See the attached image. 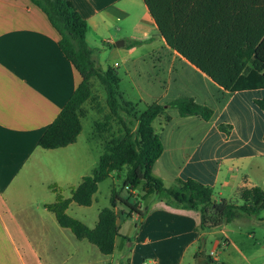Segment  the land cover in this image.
Segmentation results:
<instances>
[{
    "label": "crops",
    "instance_id": "0c3cea01",
    "mask_svg": "<svg viewBox=\"0 0 264 264\" xmlns=\"http://www.w3.org/2000/svg\"><path fill=\"white\" fill-rule=\"evenodd\" d=\"M69 1L87 21L85 38L96 62L122 67L123 95L133 89L134 102L140 103L189 95L213 109L209 119L176 110H169L167 122L155 119L163 150L153 164L154 175L166 185L177 178L198 179L213 187L216 201L232 200L240 187L258 185L256 176L264 183V112L254 102L264 88L219 86L166 43L143 0ZM59 37L31 0H0V264H125L120 258L113 263L117 249L127 264H181L196 242L200 257L208 240L204 261L216 264L219 256L210 251L232 243L228 223L199 229V210L168 204L152 193L140 200L133 198L136 190L128 195L142 216L117 204L114 250L95 258L87 253L86 239H77L45 206L57 191L68 197L76 186L58 173L56 163L38 159L45 150L73 149L80 135L62 147L38 144L82 78L60 49ZM135 40L141 42L131 44ZM144 64L149 70L141 68Z\"/></svg>",
    "mask_w": 264,
    "mask_h": 264
},
{
    "label": "trees",
    "instance_id": "16d2710c",
    "mask_svg": "<svg viewBox=\"0 0 264 264\" xmlns=\"http://www.w3.org/2000/svg\"><path fill=\"white\" fill-rule=\"evenodd\" d=\"M166 43L211 80L229 91L264 88V0H143ZM47 16L59 33L58 44L74 64L81 81L55 119L39 138L42 148H57L76 141L82 129L84 103L92 98L91 79L97 77L105 90L108 112L95 124L92 138L100 140L102 152L95 167L64 197L56 192L46 207L57 222L69 228L77 239H86L101 253L110 254L119 235L116 223L118 203L130 211L138 207L111 189L109 206L98 212L97 221L88 226L66 210L70 202L89 205L99 182L126 167L122 188L144 192L168 204L197 209L199 229L219 227L241 216L258 215L264 208V188L242 186L241 203L214 198L213 187L192 177L177 178L166 185L153 174L155 160L163 150L155 119L170 120V108L181 116L209 119L213 109L192 96L180 95L166 102L154 100L139 108L140 101L124 98L115 67L103 68L86 41L85 18L69 0H31ZM140 40L131 44H139ZM264 112V95L254 100ZM222 127V125H221ZM264 139V136H263ZM121 188V189H122ZM139 199V200H140Z\"/></svg>",
    "mask_w": 264,
    "mask_h": 264
},
{
    "label": "rangeland",
    "instance_id": "374dc122",
    "mask_svg": "<svg viewBox=\"0 0 264 264\" xmlns=\"http://www.w3.org/2000/svg\"><path fill=\"white\" fill-rule=\"evenodd\" d=\"M110 61H105L104 67L111 65ZM113 67V66H112ZM148 65H142L143 70H149ZM120 76L123 75L122 67H115ZM126 80V79H125ZM127 81V80H126ZM128 82H124L123 85ZM92 98L84 103V115L81 119L82 129L78 137V144L69 151H55L45 150L38 159L45 163L54 162L57 166L58 173L62 172L66 174L72 182L73 186L78 184L80 174H89L95 167L98 157L102 152L100 140L92 138V133L95 130V124L98 121H102L108 107L105 101V90L97 77L91 79ZM135 94L137 92L133 89L126 92L124 98L127 100L135 101ZM146 103H140L139 108H144ZM208 105V104H207ZM209 106V105H208ZM171 111H175L174 108H170ZM154 126L157 125V120L153 122ZM49 165L46 169H48ZM126 167H123L118 172H112L111 176L105 180H102L98 184L96 192L93 194V200L89 205H81L76 202H71L68 212L70 215L77 217L89 226H93L96 221L97 214L100 208L109 206L110 193L112 188L120 190L122 197L127 198L130 193L125 188H122V180L125 174ZM259 186L264 188V183L260 181L261 176L255 177ZM68 192L69 186L64 187ZM122 188V189H121ZM137 194H134L133 198L140 199L142 189H136ZM232 201L241 203L240 196L237 192L233 193ZM121 204V203H118ZM123 211H127V207L121 204ZM126 208V209H124ZM121 211V210H120ZM122 211V212H123ZM120 213V212H119ZM226 233L232 239V243L220 244L215 247L214 252L219 256L217 262H225L227 264H264V208L258 215H251L248 218L234 219L228 222ZM218 237L224 239L222 234H218ZM86 245H89L88 255L91 258H95L96 255L103 256L98 248L83 240ZM225 242V241H224ZM201 244L196 242L185 254L181 264H206L204 261L208 257V252L211 248L210 242H206L202 246V251L197 257L198 247ZM129 257V255H128ZM122 259V262L127 264V256L120 255L117 249L113 258V263L117 259Z\"/></svg>",
    "mask_w": 264,
    "mask_h": 264
},
{
    "label": "water",
    "instance_id": "95a60500",
    "mask_svg": "<svg viewBox=\"0 0 264 264\" xmlns=\"http://www.w3.org/2000/svg\"><path fill=\"white\" fill-rule=\"evenodd\" d=\"M122 41H116L115 45H120ZM216 264H220L219 262H216Z\"/></svg>",
    "mask_w": 264,
    "mask_h": 264
},
{
    "label": "built area",
    "instance_id": "2783aa9c",
    "mask_svg": "<svg viewBox=\"0 0 264 264\" xmlns=\"http://www.w3.org/2000/svg\"><path fill=\"white\" fill-rule=\"evenodd\" d=\"M117 215H118V213H117ZM214 254H215L214 249H212V250L210 251V256H213Z\"/></svg>",
    "mask_w": 264,
    "mask_h": 264
}]
</instances>
